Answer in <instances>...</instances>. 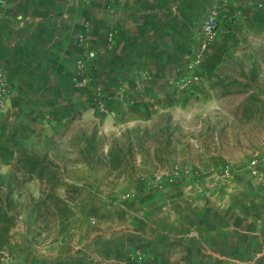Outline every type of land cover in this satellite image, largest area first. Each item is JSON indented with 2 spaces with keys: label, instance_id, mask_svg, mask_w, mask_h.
<instances>
[{
  "label": "crops",
  "instance_id": "0c3cea01",
  "mask_svg": "<svg viewBox=\"0 0 264 264\" xmlns=\"http://www.w3.org/2000/svg\"><path fill=\"white\" fill-rule=\"evenodd\" d=\"M212 15L218 37L200 60L203 26ZM262 41L264 0H8L0 7V65L12 92L0 112V153L14 140L47 157L58 169L61 198L67 186L99 193L89 203L71 204L76 217L62 232L56 220L30 218L46 186L35 178L24 184L1 264H135L139 244L149 256L144 264H264V198L242 171L224 182L211 165L197 174L201 183L189 185L175 173V181L159 187L153 200L157 217L119 218L125 190L109 189V177L79 154L83 133L122 135L167 114L183 131L196 132L195 144L208 152L201 157L206 164L236 162L206 150L208 136L221 134L225 144L230 131L241 129L209 84L226 59ZM120 88L129 102L110 95ZM98 93L104 94L106 112L92 102ZM176 139L169 152H180ZM147 153L127 175L142 202L151 194L139 179L153 174L148 164L156 156L154 149ZM163 157L166 162L173 156ZM17 159L0 155V173L16 174Z\"/></svg>",
  "mask_w": 264,
  "mask_h": 264
},
{
  "label": "rangeland",
  "instance_id": "374dc122",
  "mask_svg": "<svg viewBox=\"0 0 264 264\" xmlns=\"http://www.w3.org/2000/svg\"><path fill=\"white\" fill-rule=\"evenodd\" d=\"M229 58L231 60L226 59L223 65L218 67L213 73L209 87L214 94H217L219 100L224 101L223 106H226L229 109L230 117H237L236 120L241 124V129L239 131L235 130L236 132L230 131V137L224 142L225 144H222L221 142V134L215 136L214 139H211L208 136L207 140L209 141L210 139L212 141H209V144H207L208 148L206 150L209 151L210 154H213L216 158L218 156H222L223 154L226 155L230 161L232 158L233 160L236 159V162L217 163L214 161L213 163L208 162V164H206L201 157L208 152L202 151L199 145L195 144L193 134H196V132L191 130L183 131L182 127L177 123L175 124L171 117L167 114H162L150 123H145L140 126V136H144V132L146 131L148 134L143 141V150L141 149L142 147L140 148L138 145V149L134 152L136 160L139 156L149 157L147 152L151 149L155 150V159L154 161H150L148 164L153 174L149 177L141 175V179H139V183L140 181L145 182L143 186L147 188L151 194L146 196L147 202L141 201V192L131 189L132 185L129 181H127V175L131 173V170L134 171L135 169V165L133 163L135 160L133 162L131 161L129 165L127 164L128 168L123 170L120 174H113L109 177V189L113 190L120 187V190H125L123 194H121L122 198L120 201L118 200L119 204L123 205L122 208L118 209L117 217L135 219L145 217L151 219L154 215L157 217V213L155 212L156 209H153L156 208L157 205L153 200L158 197L156 194L159 187L170 183L172 184V182L175 181L174 178L178 177L175 176V173H177L176 175L182 174L185 176L182 184H184V182L188 185L194 183L199 184L202 181L198 178L199 175L197 174L203 170L209 169L211 165L214 170L221 173L224 182L236 180L237 177L241 175L242 171V173L246 175L245 177L248 178L249 182L257 183L260 189V195L264 198V41H262V45L259 47L257 46L256 49L248 47L241 50V57L239 58L232 56ZM254 58L256 59L258 80L255 84L256 88L249 91L250 94H241V88L239 86H233L227 90L221 85L216 86V88H211L213 87L211 83L217 84L218 80L223 81L224 85L231 80L239 79L241 82V67H243L246 72H249L252 64L251 62ZM226 92L229 94H224ZM237 100H239V102ZM115 101L123 103L120 102V100ZM237 103H239V106L241 107L240 110H237ZM244 108L249 109L247 114H245ZM167 121L170 122L171 130L163 134V129L165 128ZM230 122L234 124L236 121ZM190 123L191 126H194L193 120H190ZM125 133H122V135L115 134L107 137L110 138L112 136H117V138L121 140V143H124L126 142V138L123 137V134ZM239 133L241 135V144L237 147L235 144ZM175 135L177 138L176 140L181 143V150L180 152H175L174 150L173 152H169L171 145L167 142L171 141V138H175ZM134 136L135 135L133 134V137ZM135 144L137 145L139 143L135 142ZM164 154H170L173 157L166 159L165 162L163 159ZM99 171L106 175L108 174L104 168H100ZM188 173H192L194 175H188ZM163 178H166V180L164 181ZM29 189L35 191L33 185H30ZM95 191L99 193L98 189H93L90 190L89 193L79 192L78 195H75V198L76 200L80 199L83 203H89L92 200L91 195H97ZM107 192L108 191L103 192V195ZM136 201H141L137 204L136 210H133L132 208L127 210V206L130 205L131 202ZM146 210L150 211L148 216L146 215ZM48 220V223L52 224L53 220ZM153 232L155 231L153 230ZM143 249L144 248L140 246V244L134 246L132 260L135 264H144V262L149 259V256ZM0 256L3 255L0 254ZM1 259L2 257L0 258V264L2 263ZM3 261L8 263L10 260L7 258Z\"/></svg>",
  "mask_w": 264,
  "mask_h": 264
},
{
  "label": "trees",
  "instance_id": "16d2710c",
  "mask_svg": "<svg viewBox=\"0 0 264 264\" xmlns=\"http://www.w3.org/2000/svg\"><path fill=\"white\" fill-rule=\"evenodd\" d=\"M251 63L249 72H246L241 67V82L239 79L231 80L224 85L223 81L218 80L217 84L211 83L213 85L211 88L221 85L227 90L230 87L239 86L241 94H250L249 91L256 88L255 84L258 80L256 59L254 58ZM224 94L229 93L226 92ZM248 111V108H244L245 114ZM169 130H171L170 122L167 121L163 134L169 132ZM140 131V127L128 130L123 134V137L126 138V142L124 143H121V140L117 136L108 138L106 135H99L97 129H94L88 135L83 133L79 138V143H83L84 147L79 149V154L84 162L93 169L104 168L108 173L106 176L110 177L115 172L128 168L129 163L135 160L134 152L138 149V145L143 150V141L148 132L146 131L144 132V136H140ZM133 134L135 135L134 137ZM135 142L139 144L136 145ZM167 143L170 144V141ZM106 147H108L107 152H105ZM16 154L18 155V159L14 165L16 174L4 175L0 173L1 255L9 243L10 233L16 225L17 216L13 214V209L17 206V200L20 198L18 191H20L24 184L37 179L46 186L41 192L42 196L35 202L30 218L34 219L36 223L49 221L48 219L56 220L59 222L62 232L69 228L70 221L76 217V212L71 204L76 201L75 195H78L80 192V189L75 186H67L65 191L66 198H61L57 194V189L62 185L57 176L58 169L55 164L50 162L47 157L37 156L29 149L23 148L14 140L9 143L4 153H0L3 158ZM19 173L22 175H18ZM48 227L49 225L45 228L48 229Z\"/></svg>",
  "mask_w": 264,
  "mask_h": 264
},
{
  "label": "built area",
  "instance_id": "2783aa9c",
  "mask_svg": "<svg viewBox=\"0 0 264 264\" xmlns=\"http://www.w3.org/2000/svg\"><path fill=\"white\" fill-rule=\"evenodd\" d=\"M8 0H0V7L7 6ZM219 32V22L217 18L212 15L204 24L202 34H203V42L201 50L198 54L199 59H203L206 55L208 49L212 46V44L216 41ZM112 40V37H111ZM84 70L83 64L79 67V71L82 72ZM79 72V76L81 75ZM84 72V71H83ZM147 79V76H142V80ZM81 84H84L85 81H80ZM138 87H142V83L138 82ZM12 89L6 80V72L0 65V112L5 109L6 103L11 95ZM104 94H95V98H93V102L99 108L101 112H106L107 108L103 104ZM115 95L116 100H120V102L127 103L129 102V98L127 96V92L124 88H120Z\"/></svg>",
  "mask_w": 264,
  "mask_h": 264
}]
</instances>
